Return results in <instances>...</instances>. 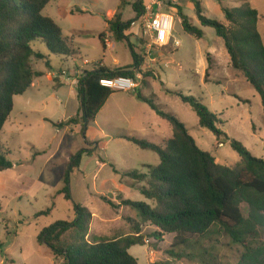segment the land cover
Wrapping results in <instances>:
<instances>
[{"label":"rangeland","instance_id":"374dc122","mask_svg":"<svg viewBox=\"0 0 264 264\" xmlns=\"http://www.w3.org/2000/svg\"><path fill=\"white\" fill-rule=\"evenodd\" d=\"M136 1L125 0L121 6L122 0H54L44 9L43 15L55 20L64 33H83L75 34L79 46L74 45V49L78 57L51 56V67L42 62L36 64L47 74L37 80L36 89L14 98V110L0 134V154H7L14 165L0 173V244L3 245L0 264H65L39 243L38 236L42 229L57 222H72L76 204L88 208L93 215L87 236L92 244L142 236L143 243L130 249L140 264L239 262L244 249L233 243L220 227H214L199 243L173 247L174 234L143 224L135 207L122 205L126 200L153 205L140 192L146 183L125 174L147 173V166H158L160 158L123 138L130 135L161 144L172 136L171 126L153 105L181 120L198 146L211 153L218 164L235 167L241 162L229 143L220 145L214 133L200 128L196 113L181 101L177 92L200 100L218 116L219 129L241 142L253 156L264 160V111L260 96L243 74L232 67L225 42L215 29L201 26L191 0H158L162 12L174 16L173 32L159 52L150 49L142 36L140 22L134 23L128 34L144 59L134 79L136 89H140L148 102L138 99L134 92H118L110 97L85 134L79 127L71 130L57 126L79 115L77 68L85 63L88 66L84 67L90 71L102 61L108 67L132 65L127 43L115 42L110 37L114 48L106 55L99 33L119 13L123 22L135 20ZM151 1L144 0V7ZM197 1L205 17L226 26L229 24L222 6L249 5L257 10V28L264 43V0ZM179 7L192 25L204 31L202 39L183 30ZM158 8L154 6L155 11ZM33 48L48 54L41 43H34ZM114 59L118 60L117 65ZM151 59L156 62H150ZM59 81L63 86L57 85ZM82 150L89 154L83 156L80 170L71 175L72 199H66L61 193L65 174L73 156ZM242 210L247 216L246 205H242Z\"/></svg>","mask_w":264,"mask_h":264},{"label":"trees","instance_id":"16d2710c","mask_svg":"<svg viewBox=\"0 0 264 264\" xmlns=\"http://www.w3.org/2000/svg\"><path fill=\"white\" fill-rule=\"evenodd\" d=\"M52 1L0 0V134L14 110V98L27 93L35 80L43 77V73L35 69L36 61H44L50 67V55H79L70 39L64 37L60 25L43 15ZM124 2L122 0L121 6ZM191 2L201 26L215 29L217 36L224 40L232 67L241 72L257 91L264 111V43L257 28L258 11L249 5L238 8L222 6L229 24L226 26L205 17L199 1ZM178 9L183 30L196 39H202L204 31L190 23L182 8ZM133 10L135 20L123 22L119 13L106 22L110 37L115 42L127 43L132 65H97L78 77L79 115L59 123V128L75 130L79 127L85 134L109 98L118 93L103 87L101 81L135 78L140 73L144 59L126 33L145 14L144 0H137ZM105 38V33L99 35L103 47ZM37 42L46 47L48 55L33 48ZM207 77L206 73V80ZM175 94L196 113L200 128L214 133L220 145L229 143L241 157V162L235 167L218 164L211 153L198 146L181 120L153 105L158 115L171 126L172 136L161 144L136 136H123L141 150L153 152L160 158L158 166H147V173L130 171L125 174L134 181L146 183L140 192L153 205L130 200L123 201L122 205L135 207L143 224H150L162 233L174 234L173 247L190 246L193 241L199 243L212 233L214 227H220L233 243L244 249L237 264H264V160L253 156L241 142L219 129L218 116L200 100L180 92ZM134 95L148 102L140 89H136ZM87 153L89 151L82 150L71 160L65 174V187L61 191L66 199H72L71 175L80 170L83 156ZM6 156L5 153L0 154V173L14 166ZM109 204L116 208L112 202ZM242 205L248 208L247 216ZM92 219L88 208L76 204L72 222H57L42 229L38 241L56 258H62L65 264H140L130 249L143 243L142 236L92 244L87 240ZM2 247L0 244V249Z\"/></svg>","mask_w":264,"mask_h":264},{"label":"built area","instance_id":"2783aa9c","mask_svg":"<svg viewBox=\"0 0 264 264\" xmlns=\"http://www.w3.org/2000/svg\"><path fill=\"white\" fill-rule=\"evenodd\" d=\"M154 6L159 7L157 11ZM146 12L141 17L140 23L142 28V36L148 41L151 50L159 52L164 46L167 36L171 35L174 27V16L167 12H162L161 4L158 0H153L145 4ZM106 42H109L106 39ZM178 47V43H175ZM150 62L155 63L156 59ZM101 85L117 92H134L137 84L134 78L119 77L115 79H106L101 81Z\"/></svg>","mask_w":264,"mask_h":264},{"label":"crops","instance_id":"0c3cea01","mask_svg":"<svg viewBox=\"0 0 264 264\" xmlns=\"http://www.w3.org/2000/svg\"><path fill=\"white\" fill-rule=\"evenodd\" d=\"M82 14H84V13H82ZM107 29H108V26H107V23H106V28H105V30H104V31H101V32L99 33V35L105 33V34H106V38L109 37V42H106V40H105V47H106V48L103 47V45H102V43H101V41H100V43H101V45H102L104 51L106 52V55H107V52H109L111 49L114 48V41H112V40L110 39V35H109ZM71 32H72V33H70V34H66V33L63 32L64 37L70 39V41L73 43V45H77V46H79V44H77V42H76V40H75V34H76V33H78V34H82L83 32H80V31H71ZM130 32H131V31H128L126 34L128 35ZM99 40H100V39H99ZM131 43H132V40H131ZM46 55H48V54H46ZM75 57H76V56H75ZM75 57H71V58H75ZM49 58L51 59V55H50ZM50 61H51V60H50ZM39 62L45 63L44 61H36V62H35V69H36L37 71L43 73V77H44V76L47 74L46 71H44V70H42V69H38V68L36 67V64L39 63ZM68 62H69V61H67V63H68ZM113 62H114L115 65H117V64L119 63L117 59H114ZM50 64H51V62H50ZM99 65L108 67V66L105 64L104 61H102ZM84 66L86 67V66H88V65L84 63ZM84 66H81L80 68H77V70H78V72H77V78L80 77L85 71H89V70L86 69ZM127 66H130V65H127ZM50 67H51V66H50ZM114 67H115V66H114ZM158 77H159V76H158ZM41 78H42V77H41ZM39 79H40V78H39ZM37 80H38V79H37ZM37 80H35V82H34L32 88H31L30 90H32V89H36V88H37ZM76 83H77V79L75 80V84H76ZM57 85H58V86H63V82H62V81H59ZM109 99H110V98H109ZM61 104L63 105L62 102H61ZM64 122H65V121H64ZM5 125H6V124H5ZM98 147H99V146H98Z\"/></svg>","mask_w":264,"mask_h":264}]
</instances>
